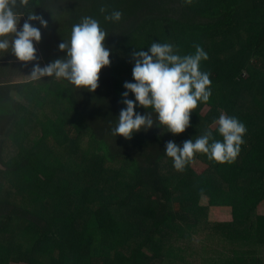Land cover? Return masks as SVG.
Instances as JSON below:
<instances>
[{
    "label": "trees",
    "instance_id": "obj_1",
    "mask_svg": "<svg viewBox=\"0 0 264 264\" xmlns=\"http://www.w3.org/2000/svg\"><path fill=\"white\" fill-rule=\"evenodd\" d=\"M17 11L48 21L35 43L44 65L85 16L107 32L111 63L94 92L0 79V264H264V0H29ZM153 42L181 55L199 44L212 95L184 133L115 137L131 54ZM222 113L247 128L235 161L197 154L175 170L165 143L222 139Z\"/></svg>",
    "mask_w": 264,
    "mask_h": 264
},
{
    "label": "clouds",
    "instance_id": "obj_2",
    "mask_svg": "<svg viewBox=\"0 0 264 264\" xmlns=\"http://www.w3.org/2000/svg\"><path fill=\"white\" fill-rule=\"evenodd\" d=\"M28 4L29 0H0V53L11 49L10 53L18 62L25 66L31 63L28 75L32 81L54 78L65 80L77 89L94 92L99 86L101 69L111 63V50L104 43L107 32L100 21L85 16L74 24L70 39L58 45L64 56L41 67L34 43L40 42L41 29L48 27V21L30 12L18 27L25 14L17 9ZM100 12L106 13L104 20L107 22L117 23L123 17L120 10L108 12L102 7ZM194 48L193 54L181 55L172 43L153 42L147 51L137 50L131 54L132 80L123 84L125 91L121 93V103L124 107L112 129L115 137L131 140L134 134L147 132L154 125L173 135L184 133L190 127L191 113L198 104L207 103L212 95L210 73L200 67L208 60V54L199 44ZM137 108H143L144 114L136 111ZM215 123L222 139L206 131L195 141L187 139L182 145L174 140L165 143L164 153L171 158L175 170L183 172L197 154L221 164L235 161L247 132L245 124L223 113Z\"/></svg>",
    "mask_w": 264,
    "mask_h": 264
},
{
    "label": "crops",
    "instance_id": "obj_3",
    "mask_svg": "<svg viewBox=\"0 0 264 264\" xmlns=\"http://www.w3.org/2000/svg\"><path fill=\"white\" fill-rule=\"evenodd\" d=\"M25 20L26 18L22 16L18 27L22 26ZM34 47L36 48V55L38 57L37 62L41 67L45 66L35 43ZM10 52L11 49H9L7 53H0V79L11 78L12 82L15 83L30 81L31 78L28 74L31 71L32 64L29 63L27 66L23 65L22 62H18Z\"/></svg>",
    "mask_w": 264,
    "mask_h": 264
},
{
    "label": "rangeland",
    "instance_id": "obj_4",
    "mask_svg": "<svg viewBox=\"0 0 264 264\" xmlns=\"http://www.w3.org/2000/svg\"><path fill=\"white\" fill-rule=\"evenodd\" d=\"M207 109H205V111H206ZM257 213L258 214H260V215H264V204H261V206L258 208V210H257ZM209 228H205V231H207ZM210 234H212L214 231H208ZM227 249H229V248H227ZM229 251H230V249H229ZM222 252H226V251H224V249H222ZM227 255H229V254H227ZM222 257H224V256H222Z\"/></svg>",
    "mask_w": 264,
    "mask_h": 264
}]
</instances>
